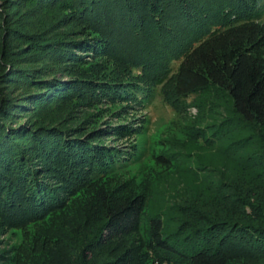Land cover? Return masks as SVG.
Segmentation results:
<instances>
[{
  "label": "trees",
  "instance_id": "obj_1",
  "mask_svg": "<svg viewBox=\"0 0 264 264\" xmlns=\"http://www.w3.org/2000/svg\"><path fill=\"white\" fill-rule=\"evenodd\" d=\"M260 1L49 0L46 5L68 4L71 20L82 27L54 39L22 32L11 25L10 16L3 15L0 219L20 222L39 218L41 212L53 208L49 207L52 201L63 202H55L52 194L56 190L45 181L54 179L61 184L58 187L66 188L93 168L97 157L90 158L93 151L83 145L86 133L39 106L45 100L44 90L64 87L63 81H104L82 72L59 71L58 66L66 62L69 49L75 46L93 43L95 51L113 52L128 68L145 72L158 84L173 71L178 100L213 88L224 91L233 103L237 123L258 127L264 142V58L257 55V48H264ZM19 40L28 42L30 54L24 52L25 45L16 43ZM41 51L45 59L39 63L36 56ZM56 93L59 91L54 92L55 97ZM235 196L224 199L215 219L200 217V224L190 226L184 238L167 235L163 220L152 217L150 248L185 264L263 260L264 202ZM145 206L143 195L108 205L98 244L105 246L132 234ZM247 207L249 213L242 210ZM14 223L12 227L18 225ZM132 263L131 251L109 262Z\"/></svg>",
  "mask_w": 264,
  "mask_h": 264
},
{
  "label": "rangeland",
  "instance_id": "obj_2",
  "mask_svg": "<svg viewBox=\"0 0 264 264\" xmlns=\"http://www.w3.org/2000/svg\"><path fill=\"white\" fill-rule=\"evenodd\" d=\"M7 1L0 0V19L10 16L11 25L29 35L54 39L82 29L71 20L67 3L68 9L46 5L49 0ZM258 6L264 7V0ZM16 43L32 51L28 42ZM93 45L70 48L58 68L104 81H63L64 87L45 89L39 105L86 133L83 145L93 151L90 158L97 157L93 168L66 188L45 181L56 190L55 202H63L52 201L53 208L39 218L0 219V264H109L127 251L132 264H185L150 248L152 217L163 220L167 235L184 238L200 217L215 219L224 199L238 194L264 202L262 132L237 123L224 91L213 88L178 100L173 71L158 84ZM257 55L264 58V48L258 47ZM37 57L39 63L45 59L42 51ZM136 195L146 199L138 227L123 240L100 246L107 206ZM230 264H264V259Z\"/></svg>",
  "mask_w": 264,
  "mask_h": 264
}]
</instances>
